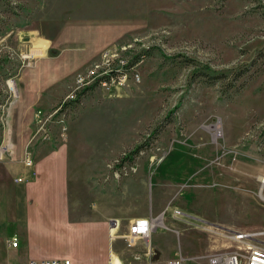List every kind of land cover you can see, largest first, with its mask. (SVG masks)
<instances>
[{
  "label": "rangeland",
  "instance_id": "374dc122",
  "mask_svg": "<svg viewBox=\"0 0 264 264\" xmlns=\"http://www.w3.org/2000/svg\"><path fill=\"white\" fill-rule=\"evenodd\" d=\"M110 67L113 79L91 80L35 134L36 109ZM0 135L13 143L5 159L30 146L33 164L56 150L66 165L61 207L51 194L31 198L32 216L89 221L158 206L148 245H128V226L112 222L119 264H209L264 244V0H0ZM7 223L5 237H20ZM63 235L44 248L66 250ZM6 244L3 264H23ZM91 252L82 264H105Z\"/></svg>",
  "mask_w": 264,
  "mask_h": 264
},
{
  "label": "crops",
  "instance_id": "0c3cea01",
  "mask_svg": "<svg viewBox=\"0 0 264 264\" xmlns=\"http://www.w3.org/2000/svg\"><path fill=\"white\" fill-rule=\"evenodd\" d=\"M57 155H59L58 151H51L37 158L32 167L24 166L21 159L12 162L11 158H6L0 161V264H3L5 259L1 250L13 235H16L18 243L12 248H19V253L24 258L23 264H27L31 258L49 257H66L70 259L71 264H82L81 257L90 250L92 259L95 258L94 252H96L105 264H119L114 257H120L122 245L118 242L116 248L113 247L110 240V234L114 230L112 222L114 220L117 223L125 222L127 227L128 222L135 217L157 215L158 206L151 205L145 209L140 206L135 212L118 211L116 215H107L89 221L69 220L61 213L32 216L27 204L31 198H34L35 205L47 203L44 197L51 194L54 197L50 203L61 207L62 190L67 188L66 165L64 161H56ZM12 171L15 173L13 177L9 175ZM17 177H21V181H17ZM20 184L22 187L19 186ZM35 192L37 193L34 194ZM22 201L26 204H22ZM7 222L19 229L20 237L15 233L5 237L3 226ZM61 231L70 232L74 237L72 238L69 233L63 235ZM59 235H63L66 241L68 247L66 250L58 252L44 248L48 238Z\"/></svg>",
  "mask_w": 264,
  "mask_h": 264
},
{
  "label": "built area",
  "instance_id": "2783aa9c",
  "mask_svg": "<svg viewBox=\"0 0 264 264\" xmlns=\"http://www.w3.org/2000/svg\"><path fill=\"white\" fill-rule=\"evenodd\" d=\"M104 72V71H103ZM109 73L105 70L104 74H94L88 73V75L82 76L78 75L73 83V88L71 91L64 96L61 101H59L58 105L51 111L44 112L42 109H36L34 112V120L36 130L35 134H40L46 136L49 131L47 130V123L51 121L54 117L58 119V121L63 120V108L66 105L74 100L77 97L78 93L82 90V87H89V83L94 79V82H99L101 84H106L109 80L113 79L111 76L109 79L104 78L103 76L108 75ZM114 81V80H113ZM6 90L11 95H15L17 93V85L16 81L13 77H9L5 81ZM84 87V88H85ZM54 115V116H53ZM48 131V132H47ZM30 146H26L23 151L22 162L26 167L33 166V153L29 149ZM13 152V143L4 137V135H0V161L4 160L6 156H9ZM33 172V171H32ZM21 177H17V181H21ZM175 213L180 214L179 210H175ZM155 219L151 216H139L130 220L128 224V234L126 235V240L128 245H133L136 239H142L147 242L155 227ZM117 223V222H116ZM116 225V224H115ZM114 227V226H113ZM251 234H257V232L249 233V232H235L233 234L234 239L243 240V239H253ZM8 245L11 246L17 245V237L13 236L8 240ZM244 251L245 253L243 254ZM182 258L180 256L173 257L168 259L165 264H181ZM27 264H71L70 259L66 257H49V258H31L28 260ZM209 264H264V244L259 243L258 241L253 240L251 243H245L243 246H239L236 251L223 253V254H215L209 258Z\"/></svg>",
  "mask_w": 264,
  "mask_h": 264
},
{
  "label": "trees",
  "instance_id": "16d2710c",
  "mask_svg": "<svg viewBox=\"0 0 264 264\" xmlns=\"http://www.w3.org/2000/svg\"><path fill=\"white\" fill-rule=\"evenodd\" d=\"M122 66H124V65H122ZM122 66H121V67H122ZM111 69H112V67L108 68L107 72L110 73V74H113V72L115 73V70H111ZM103 77L106 78V79H108L109 76L106 75V76H103ZM138 148H139V147H136V148L132 151V153L137 152ZM127 156H128V155H127Z\"/></svg>",
  "mask_w": 264,
  "mask_h": 264
},
{
  "label": "bare ground",
  "instance_id": "6f19581e",
  "mask_svg": "<svg viewBox=\"0 0 264 264\" xmlns=\"http://www.w3.org/2000/svg\"><path fill=\"white\" fill-rule=\"evenodd\" d=\"M261 187L264 186V176L259 177ZM261 194V193H260Z\"/></svg>",
  "mask_w": 264,
  "mask_h": 264
},
{
  "label": "water",
  "instance_id": "95a60500",
  "mask_svg": "<svg viewBox=\"0 0 264 264\" xmlns=\"http://www.w3.org/2000/svg\"><path fill=\"white\" fill-rule=\"evenodd\" d=\"M155 256H157V255H155Z\"/></svg>",
  "mask_w": 264,
  "mask_h": 264
}]
</instances>
